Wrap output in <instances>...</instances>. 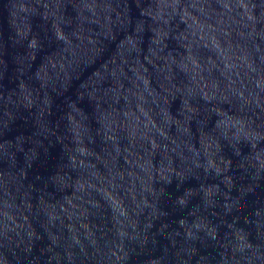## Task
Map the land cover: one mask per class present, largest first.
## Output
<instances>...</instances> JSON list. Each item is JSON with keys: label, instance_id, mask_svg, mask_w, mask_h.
<instances>
[{"label": "water", "instance_id": "1", "mask_svg": "<svg viewBox=\"0 0 264 264\" xmlns=\"http://www.w3.org/2000/svg\"><path fill=\"white\" fill-rule=\"evenodd\" d=\"M0 205L264 238V0H0Z\"/></svg>", "mask_w": 264, "mask_h": 264}]
</instances>
